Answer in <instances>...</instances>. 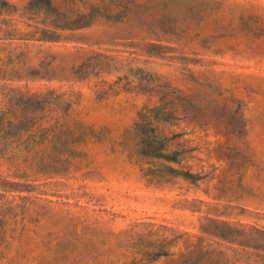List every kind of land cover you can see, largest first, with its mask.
Returning <instances> with one entry per match:
<instances>
[{"label":"rangeland","instance_id":"1","mask_svg":"<svg viewBox=\"0 0 264 264\" xmlns=\"http://www.w3.org/2000/svg\"><path fill=\"white\" fill-rule=\"evenodd\" d=\"M0 264H264V0H0Z\"/></svg>","mask_w":264,"mask_h":264}]
</instances>
